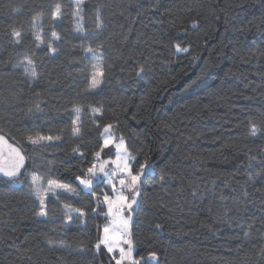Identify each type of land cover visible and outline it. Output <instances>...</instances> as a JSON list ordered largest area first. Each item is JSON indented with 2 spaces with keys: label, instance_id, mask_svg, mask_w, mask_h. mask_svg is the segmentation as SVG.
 <instances>
[{
  "label": "trees",
  "instance_id": "trees-1",
  "mask_svg": "<svg viewBox=\"0 0 264 264\" xmlns=\"http://www.w3.org/2000/svg\"><path fill=\"white\" fill-rule=\"evenodd\" d=\"M57 2L67 6V0H0V132L21 143L27 135H56L58 129L64 136L50 147L28 146L29 157L36 158L26 161L29 171L46 165L76 187L81 160L71 154L69 112L73 104L89 110L83 119L90 152L99 147L90 107L103 105L101 126L115 124L116 135L123 134L130 149L141 153L139 160L150 158L156 166L133 218L134 255L157 251L163 264H264V178L246 185L247 196L240 187L264 168V138L247 132L248 117L259 122L264 116V0H85V34L97 31L98 5L105 30L88 36L84 45L102 43L104 63L111 66L93 95L84 89L94 61L80 48L73 17L69 12L56 28L50 23L49 5ZM36 17L43 20L47 39L53 30L61 35L63 51L56 59L34 57L40 82L33 86L15 65L33 47ZM193 18L200 21L196 29L190 26ZM13 29L22 32V46L10 43ZM176 43L189 51L173 55ZM140 63L151 71L137 76ZM169 168L184 186L179 195L178 182L161 190L159 176ZM26 193L27 183L0 181V264H109L108 256L92 247L103 216L90 215L68 228L59 220L38 222ZM81 197L79 204L64 197L61 203L82 206L93 199ZM55 214L60 216L59 208ZM156 222L163 231L152 230ZM48 237L67 247L49 248Z\"/></svg>",
  "mask_w": 264,
  "mask_h": 264
},
{
  "label": "snow or ice",
  "instance_id": "snow-or-ice-1",
  "mask_svg": "<svg viewBox=\"0 0 264 264\" xmlns=\"http://www.w3.org/2000/svg\"><path fill=\"white\" fill-rule=\"evenodd\" d=\"M85 0H67V6L62 3H54L49 5L50 23L53 28L59 27L62 18L70 12L74 20V33L78 34L81 40L80 48L86 58L91 59V74L86 75L85 95H93L102 89L106 78V66L104 63L103 44L98 47L88 45L85 47L84 41L88 36L99 37L105 30V21L101 15L103 5L96 8L95 27L97 31L85 34L84 25L82 23L84 17ZM170 15L175 16L174 8L168 9ZM39 21V22H37ZM200 21L193 18L190 26L196 29ZM33 31L31 37L33 40L32 49L24 54V60L15 66L23 69L24 76L31 80L33 86L40 82V74L37 72V64L34 59L39 53L45 54L50 59L59 58L63 51L61 43L62 37L57 31H51V38L47 39L44 33L43 20L36 17L32 22ZM12 46H22V32L13 29L9 34ZM181 33H177L180 36ZM122 40H126L127 36L121 34ZM167 47V45H165ZM174 53L181 54L189 51L188 47H181L179 43L173 45ZM19 54V53H18ZM193 59H196L195 57ZM123 71V69H121ZM136 75L151 71V67L147 63H140L136 68ZM54 83V82H53ZM34 91V89H33ZM37 101L40 100V93H35ZM36 111L41 110L40 102L33 105ZM29 111H32L30 108ZM88 109L73 104L69 112V131L74 143L71 148V154L78 156L81 160V170L75 175L74 182L76 187L70 182H64L61 178L55 177L54 173L49 170L46 165L33 167L29 171L26 166L28 159L35 160V157H29L27 147L34 149L37 147H50L55 142L63 141L64 136L62 130H57L59 134H37L27 135L23 142H18L15 137L5 135L0 132V181L10 185H23L27 183L26 197L31 202L33 214L38 222H55L59 220L64 228H68L72 223H86L91 218L98 216L104 217V223L97 225L98 236L93 249L97 253H104L108 256L109 264H163L161 253L150 251L147 256L134 255L137 252V245L134 241L132 232V224L134 215L142 203L143 186L145 182L155 174L156 166L150 158H145L143 162L139 160L141 153L134 152L130 149L123 134L116 135V125L106 123L101 126L100 118L105 115L106 109L103 105L98 107H90V117L95 132L99 136V147L90 152H86L88 144L85 140V121L83 114ZM247 132L249 137L264 138V116L257 122L252 117H248ZM92 135L91 130L87 133ZM12 140V143H9ZM109 150V154H114L115 159H103L102 155L105 150ZM89 156L91 159H89ZM261 163H264V152L260 153ZM255 156L249 159L248 168L253 167ZM138 164V168L134 167ZM257 178H264V168L255 174L248 175L245 185H241V190L247 196L246 185H253ZM178 182L176 188L177 195L184 192V186L178 181L176 175L171 173V168L159 176V184L161 190L165 191L166 186ZM103 184V188L98 193L96 188ZM79 189V190H78ZM81 193L90 196L93 199L88 205L74 206L71 203H61V198L75 199L77 204L82 200ZM195 190L192 195L195 196ZM166 205L161 197L158 201V207L163 208ZM55 208L60 209V216L55 214ZM152 230L156 232L163 231L162 222H156L152 226ZM211 230V228H210ZM249 232L245 233L248 237ZM0 239L3 236L0 235ZM46 243L49 248H65L67 247L62 241L57 242L54 237H48ZM84 249H80L83 251ZM16 251L19 253L20 248ZM264 255V250H262ZM26 259L31 262L32 257L27 256Z\"/></svg>",
  "mask_w": 264,
  "mask_h": 264
},
{
  "label": "rangeland",
  "instance_id": "rangeland-1",
  "mask_svg": "<svg viewBox=\"0 0 264 264\" xmlns=\"http://www.w3.org/2000/svg\"><path fill=\"white\" fill-rule=\"evenodd\" d=\"M10 143V142H9ZM102 158L103 159H108V158H111V159H115V156H114V154H109V150H105V153L102 155Z\"/></svg>",
  "mask_w": 264,
  "mask_h": 264
}]
</instances>
